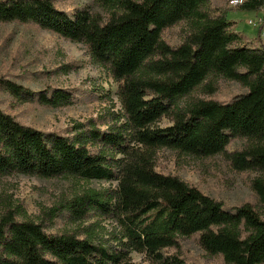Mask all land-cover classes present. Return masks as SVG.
<instances>
[{
	"label": "trees",
	"instance_id": "obj_1",
	"mask_svg": "<svg viewBox=\"0 0 264 264\" xmlns=\"http://www.w3.org/2000/svg\"><path fill=\"white\" fill-rule=\"evenodd\" d=\"M206 1L93 0L69 13L54 0H0L1 22L34 23L86 45L93 62L108 68L119 84L126 119L116 130L78 125L82 130L70 137L25 125L0 108V176L118 181L115 194L87 191L52 214L74 222L98 214L122 228L113 247L96 241L88 229L85 238L52 234L9 210L0 217V264H132V251L160 264H184L163 250L194 234L206 252L229 264H264V215L253 204L227 208L180 177L156 170L160 149L204 158L225 153L233 137H245L252 145L230 159L240 171L260 173L253 189L264 210V45L242 44L227 13L210 16ZM237 6L264 18V0ZM184 21L191 30L172 47L163 32ZM214 76L247 91L228 103L181 105ZM0 89L18 103H73L71 92L60 88L35 92L0 78ZM163 118L172 123L159 125Z\"/></svg>",
	"mask_w": 264,
	"mask_h": 264
},
{
	"label": "rangeland",
	"instance_id": "obj_2",
	"mask_svg": "<svg viewBox=\"0 0 264 264\" xmlns=\"http://www.w3.org/2000/svg\"><path fill=\"white\" fill-rule=\"evenodd\" d=\"M59 9L69 13L77 8L92 6L93 0H54ZM210 16L227 13L231 29L260 47L263 41L258 29L249 23L254 11H243L232 0H207ZM191 26L184 21L167 28L163 39L172 47L184 42ZM251 44V45H252ZM0 78L15 81L35 92L60 88L71 92L73 103L68 106H47L37 99L18 103L5 90L0 89V108L25 125L48 133L73 137L93 126L106 130L122 126L126 119L118 98L119 84L111 71L93 62L89 49L82 43L72 42L56 33L42 29L34 23L0 21ZM247 88L224 77H212L181 100L188 106L198 100L232 101ZM172 123L163 118L159 125ZM78 127V128H77ZM131 145H134L130 143ZM252 143L245 137H233L223 154L211 157H192L170 149L156 154V170L178 176L196 186L205 194L221 201L227 208L244 203L253 204L263 215L264 210L253 189V181L260 176L255 170L240 171L234 167L230 154L241 151ZM121 155H118L120 157ZM118 181L85 180L76 177L39 178L23 174L0 176V217L6 211L21 212L18 219L42 224L49 233H70L85 238L86 229L96 241L117 247L122 238L120 224L112 218L93 214L83 221L74 222L63 216H53L54 209L72 200L76 195L95 190L115 194ZM165 255H177L184 264H229L222 255L206 252L199 242V234L181 238L178 244L163 250ZM132 264H160L154 257L132 251Z\"/></svg>",
	"mask_w": 264,
	"mask_h": 264
},
{
	"label": "built area",
	"instance_id": "obj_3",
	"mask_svg": "<svg viewBox=\"0 0 264 264\" xmlns=\"http://www.w3.org/2000/svg\"><path fill=\"white\" fill-rule=\"evenodd\" d=\"M242 1L243 0H232V2L236 5L242 3ZM249 23L252 24L254 28L257 27L258 29L263 25L264 18L262 15L256 13V16L253 19H250ZM260 38L262 39L264 45V27L261 30Z\"/></svg>",
	"mask_w": 264,
	"mask_h": 264
}]
</instances>
